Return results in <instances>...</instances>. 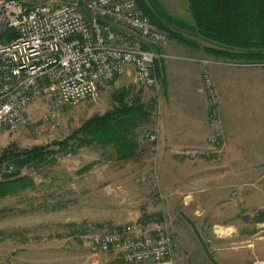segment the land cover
<instances>
[{
	"label": "rangeland",
	"instance_id": "1",
	"mask_svg": "<svg viewBox=\"0 0 264 264\" xmlns=\"http://www.w3.org/2000/svg\"><path fill=\"white\" fill-rule=\"evenodd\" d=\"M158 1L193 22L189 0ZM165 31L172 50L157 61L154 86L143 88L126 74L101 84L97 101L62 111L54 126L38 101L26 127L0 133V156L7 149L58 150L53 143L111 110L119 91L152 107L131 160L117 161L112 145L92 144L54 163L25 166L17 177L0 175V264H96L86 238L133 222L156 223L173 238L170 264H264V161L226 158L230 143L244 138L229 127L245 126L239 109L256 105L264 88V62L228 59L207 51L214 47L207 41L194 46ZM202 54L229 65L218 70L219 90L210 70L191 60ZM203 113L207 131L198 144ZM242 146L237 157L254 156ZM3 172L12 170L5 164ZM98 257L101 264H125L115 254Z\"/></svg>",
	"mask_w": 264,
	"mask_h": 264
},
{
	"label": "built area",
	"instance_id": "2",
	"mask_svg": "<svg viewBox=\"0 0 264 264\" xmlns=\"http://www.w3.org/2000/svg\"><path fill=\"white\" fill-rule=\"evenodd\" d=\"M0 37V133L26 127L38 101L54 126L62 111L97 101L101 84L126 74L154 86L170 42L137 0H0ZM84 244L96 264L100 254L170 264L174 251L173 238L152 222L91 235Z\"/></svg>",
	"mask_w": 264,
	"mask_h": 264
},
{
	"label": "trees",
	"instance_id": "3",
	"mask_svg": "<svg viewBox=\"0 0 264 264\" xmlns=\"http://www.w3.org/2000/svg\"><path fill=\"white\" fill-rule=\"evenodd\" d=\"M137 2L151 21L169 31L173 39L194 46L204 40L214 45L206 48L213 54L264 62V0H189L192 23L170 15L158 0ZM127 96L124 90L117 92L111 110L94 116L67 139L53 143L58 150H5L0 156V175L17 177L25 166L54 163L63 155H75L92 144L112 145L117 161L137 157L138 130L150 123L152 107L139 98L128 100ZM5 164L12 172H3Z\"/></svg>",
	"mask_w": 264,
	"mask_h": 264
},
{
	"label": "crops",
	"instance_id": "4",
	"mask_svg": "<svg viewBox=\"0 0 264 264\" xmlns=\"http://www.w3.org/2000/svg\"><path fill=\"white\" fill-rule=\"evenodd\" d=\"M204 46V45H203ZM202 46V48H203ZM204 49V48H203ZM172 50L171 46H166L164 48V51L166 53V51L170 52ZM187 60V59H186ZM195 62L196 65H199L200 70L204 69V71H206L207 69L210 70L211 75L214 79V81L216 82V85L218 87V90L220 89V81H221V74L218 72L219 69H221L222 66L228 67L229 65H225V63L220 59V58H215V56L209 54L208 56H203L202 55H198L196 57H193V59H191ZM190 61V60H189ZM206 63L208 62L209 64L206 66V64H203V62ZM249 68V67H248ZM252 68V67H251ZM227 69V68H225ZM224 81H228L229 79V83L230 84H226L225 86L227 87L228 85L232 84V76L231 75H224L223 76ZM221 92V91H220ZM222 93V92H221ZM201 94V98L202 93ZM257 103L256 105H249L248 103L243 105L242 109L239 110H243V113H246L245 116L243 117V120H248V122L245 124V126H241L236 127L235 125H231L229 127L230 132H232V134H235V136L239 135V136H243V140L240 139V143L238 141L233 142V144L230 143V153L229 155H227V160H238V159H251V160H261L264 161V88L262 89V91L260 93H258L257 95ZM254 102V101H253ZM262 102V105H259L258 103ZM258 104V105H257ZM260 107V108H259ZM236 110L238 109H233L231 108V112H237ZM230 119H234V117H230ZM204 120H205V115L203 113V116L201 117V119L199 120V127L196 131H200V132H196L195 137L197 138L196 143L198 144H203L205 139L204 135H201L202 133L206 132L207 129L205 128L204 125ZM252 120V121H251ZM255 121V123H254ZM228 128V126H226ZM199 134V135H198ZM231 134V133H230ZM199 136V137H198ZM253 137H255L254 139H252ZM237 144H241L240 148H236ZM242 145H247V149L248 146H251L250 152H253L254 156H247V157H237L240 154V151L243 150V146ZM245 148V150H246ZM252 150V151H251ZM250 155V153H248ZM21 246H18V248ZM23 247V246H22Z\"/></svg>",
	"mask_w": 264,
	"mask_h": 264
}]
</instances>
